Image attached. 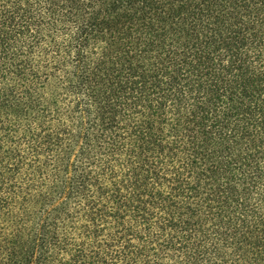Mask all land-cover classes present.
<instances>
[{"label": "trees", "instance_id": "trees-1", "mask_svg": "<svg viewBox=\"0 0 264 264\" xmlns=\"http://www.w3.org/2000/svg\"><path fill=\"white\" fill-rule=\"evenodd\" d=\"M0 264H264V0H0Z\"/></svg>", "mask_w": 264, "mask_h": 264}]
</instances>
